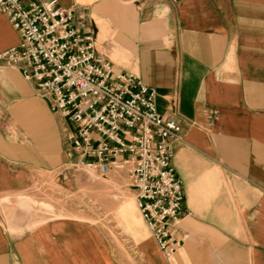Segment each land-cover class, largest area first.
I'll list each match as a JSON object with an SVG mask.
<instances>
[{
  "label": "crops",
  "instance_id": "obj_1",
  "mask_svg": "<svg viewBox=\"0 0 264 264\" xmlns=\"http://www.w3.org/2000/svg\"><path fill=\"white\" fill-rule=\"evenodd\" d=\"M57 1L180 122L181 245L164 258L144 225L124 258L88 215L41 206L67 171L68 123L0 60V264H264V0ZM19 42L0 11V53Z\"/></svg>",
  "mask_w": 264,
  "mask_h": 264
},
{
  "label": "built area",
  "instance_id": "obj_2",
  "mask_svg": "<svg viewBox=\"0 0 264 264\" xmlns=\"http://www.w3.org/2000/svg\"><path fill=\"white\" fill-rule=\"evenodd\" d=\"M0 11L20 37L0 60L18 67L68 123L66 169L100 175L126 169L144 225L171 258L181 245L173 230L185 200L172 162L180 122L159 112L154 88L101 57L93 36L76 26L73 10L57 0H0Z\"/></svg>",
  "mask_w": 264,
  "mask_h": 264
},
{
  "label": "rangeland",
  "instance_id": "obj_3",
  "mask_svg": "<svg viewBox=\"0 0 264 264\" xmlns=\"http://www.w3.org/2000/svg\"><path fill=\"white\" fill-rule=\"evenodd\" d=\"M48 191L42 193L43 208L58 211V216H62L61 211L74 212L75 217L88 215L94 226L105 228L112 247L121 246L124 258L131 256L132 234L141 232L144 224L126 169L114 168L105 175L87 168L67 170L58 176L57 186Z\"/></svg>",
  "mask_w": 264,
  "mask_h": 264
}]
</instances>
